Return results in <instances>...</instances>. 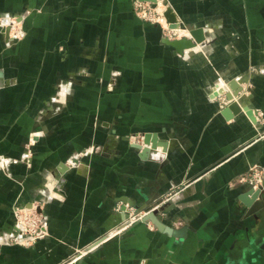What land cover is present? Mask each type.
I'll return each instance as SVG.
<instances>
[{
    "label": "crops",
    "instance_id": "0c3cea01",
    "mask_svg": "<svg viewBox=\"0 0 264 264\" xmlns=\"http://www.w3.org/2000/svg\"><path fill=\"white\" fill-rule=\"evenodd\" d=\"M134 1L0 0L19 23L18 37L0 28V264H264V193L239 199L250 168L264 177V0H157L181 37L204 31L182 53ZM231 79L252 114L221 115ZM146 133L166 150L132 147ZM175 188L158 217L182 237L139 220L65 263L126 218L123 202L144 210ZM36 201L48 235L10 244L11 206Z\"/></svg>",
    "mask_w": 264,
    "mask_h": 264
},
{
    "label": "water",
    "instance_id": "95a60500",
    "mask_svg": "<svg viewBox=\"0 0 264 264\" xmlns=\"http://www.w3.org/2000/svg\"><path fill=\"white\" fill-rule=\"evenodd\" d=\"M142 1L151 2L153 6L157 4V0ZM163 16L165 17L169 28H176L179 26V19L177 18L176 13L173 11L171 6H164ZM1 30L4 35L8 37L10 27L8 25H4ZM204 40L205 34L203 29L201 27H196L189 30V37H181L176 39L166 38V43L171 45L176 53H182L185 49L194 47L198 43H203ZM227 85L229 87V91H224L223 89L220 90L222 95H224L225 99L228 101L226 105L221 109V115H223V117H225L226 119H230L242 111L246 112L248 115L252 114L253 111L250 110L249 107L241 105V101L238 99L236 100V98L239 97L240 93L243 91V87L235 79H231ZM158 146H161L162 150H166L167 143L166 141H159L158 139H156L155 135H150L149 133L143 134L142 138L132 144V147L140 149V152L144 157L148 156L152 149H156ZM262 193H264V177L259 186L251 187L249 190L242 193L239 199L247 207L256 206L261 202L259 200V197ZM122 201H125V198L122 199ZM123 204L125 205H123L121 210L126 211V203L123 202ZM164 207L162 206L158 209H153L151 211H149L150 208L147 207L146 209H144L146 213L141 218V221H150L159 231L165 232L173 236L182 237L184 235L182 231L173 229L172 227L166 225L159 219L158 212L164 210Z\"/></svg>",
    "mask_w": 264,
    "mask_h": 264
},
{
    "label": "rangeland",
    "instance_id": "374dc122",
    "mask_svg": "<svg viewBox=\"0 0 264 264\" xmlns=\"http://www.w3.org/2000/svg\"><path fill=\"white\" fill-rule=\"evenodd\" d=\"M155 6L159 7L158 4H156ZM159 9L162 10V8H159ZM133 12H134V10H133ZM136 17H138V16H136ZM147 22H149V21H147ZM3 24H6L10 27L9 32L10 31H11V33L13 32V35L15 37L19 36V26H18L19 23L15 22V19L5 18L3 15H0V28L1 29L4 27ZM154 24H156V23H154ZM179 32L181 33V31H179ZM181 35H183V34H181ZM5 84H6L5 81H3V80L1 81V73H0V87L4 86ZM131 137L136 138V141L140 139V138H137L138 135H134ZM142 137H143V135L141 136V138ZM24 147L27 148L26 145ZM11 163H12L11 159H9L3 155H0V169L1 170H3V171L8 170L9 165ZM71 163H74V162H71ZM179 192H180V189L175 188L173 190L171 189L166 194L162 195L157 203L161 202L164 199H166V202L160 204L159 207L166 206V204L169 202V200L172 197L179 196ZM41 205H42L41 202L36 201V202L31 203L30 206H24V205H19V204H13L11 206L10 213H11V216L13 219V230L11 231L10 238H9L10 244H16V245L29 247V246L34 245L37 241L44 239L48 235V225H47L45 216L42 213V206ZM134 208L136 209V211L139 210L136 207H134ZM141 211H144V210H141ZM161 211H163V210H161ZM19 221L21 222L20 225L23 226L22 229L20 227L16 228V225L19 224ZM42 227L44 228V230H43L44 233L43 232L41 233L43 235V237L37 239V237H38L37 231H38V229H40ZM113 228L114 227H112L108 231L112 230ZM108 231H106V233ZM19 234H21L23 236V239L17 240ZM28 236H32L35 239L33 241L31 239L28 240V238H27ZM82 251L84 252V250H82ZM78 252H81V249H79ZM73 254L69 257V259L65 263H68V262L70 263L71 261L74 262L77 259V257L79 256V255H77V253L74 256H73Z\"/></svg>",
    "mask_w": 264,
    "mask_h": 264
},
{
    "label": "built area",
    "instance_id": "2783aa9c",
    "mask_svg": "<svg viewBox=\"0 0 264 264\" xmlns=\"http://www.w3.org/2000/svg\"><path fill=\"white\" fill-rule=\"evenodd\" d=\"M160 7H156L153 6L152 3L148 2V1H142V0H135L133 2V10L136 16H138L140 19L145 20V21H149L151 23H156L158 25L161 26V32L162 35L164 37H167L168 39H176V38H181V34L179 31L177 30H173L171 28L168 27V23L165 20V17L163 16V11L161 9H159ZM247 181L250 183V185L252 187H257L261 184L262 182V171L258 168H250V174L247 178ZM166 202V199L162 200L161 202L155 204L153 207H151L149 209V211L153 210V209H158L159 205ZM126 211H127V216L126 218L119 222L118 225H116L112 230L108 231L107 233H105L104 235H102V237H100L96 242L90 243L87 247L81 249L84 250L83 253H79V249L76 250L77 255H79L77 257V259L87 253L90 249L96 247L97 245H99L101 242H103L104 240H107L109 238H111L112 236H114L115 234H119L121 232H123L124 230L128 229L131 225H133L134 222L141 220V218L145 215L146 211H139L133 207V206H126ZM21 222L19 221V224L16 225V228L20 227L21 229L23 228V226L20 225ZM44 228H40L37 231V239L42 238L43 235L41 234L42 232L44 233ZM28 240H34L35 238L32 236H28L27 237ZM23 239V236L21 234H19L17 240H21ZM76 253L73 254L76 255ZM72 256V257H73ZM76 259V260H77ZM75 260V261H76ZM72 262V261H71Z\"/></svg>",
    "mask_w": 264,
    "mask_h": 264
},
{
    "label": "bare ground",
    "instance_id": "6f19581e",
    "mask_svg": "<svg viewBox=\"0 0 264 264\" xmlns=\"http://www.w3.org/2000/svg\"><path fill=\"white\" fill-rule=\"evenodd\" d=\"M162 11H163V9H162ZM4 22H5V21H4ZM179 23H180V22H179ZM4 25H6V24H3V26H4ZM178 28H180V24H179L178 27H176V28H171V29H173V30H177ZM177 31H178V30H177ZM198 44H199V43H198ZM196 45H197V44H196ZM196 45H195V46H196ZM195 46H194V47H195ZM191 48H192V47H191ZM236 100H237V99H236ZM124 212H125V211H124ZM79 253H83V251L81 250V252H79Z\"/></svg>",
    "mask_w": 264,
    "mask_h": 264
}]
</instances>
